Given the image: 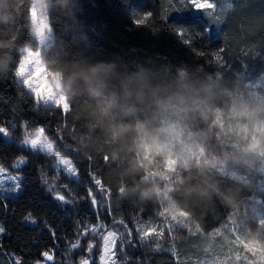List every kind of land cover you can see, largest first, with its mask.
I'll return each instance as SVG.
<instances>
[{
  "label": "trees",
  "instance_id": "16d2710c",
  "mask_svg": "<svg viewBox=\"0 0 264 264\" xmlns=\"http://www.w3.org/2000/svg\"><path fill=\"white\" fill-rule=\"evenodd\" d=\"M32 4L33 0H0V40L13 41L11 49L0 50V55L10 52L12 58L7 74H0V126L19 132L23 120L29 131L43 125L73 159L80 179L57 170L54 154L0 134V164L13 170L19 159H26L20 169L21 193L10 197L0 191V264L44 262V254L51 251L56 259L46 264H96L101 236L89 227L99 221L106 227L121 221L128 226L117 245V264H264L245 251L225 263L205 260L212 243L209 233L228 221L230 213L244 231L259 228L251 207L253 199H264L263 172L229 162L225 171L193 168L172 172L169 180L156 177L159 187L172 186L175 205L188 213L177 221L167 218V200L141 198L152 181H144L143 171L131 167L134 152L106 142L101 127L90 129L96 122L94 108L79 90L66 108L34 104L15 75L23 47H40L31 34ZM134 10L152 11L153 16L138 26L133 23ZM48 15L51 48L48 44L41 48L51 68L71 61H115L121 70L150 69L162 83L173 81L183 69L194 78L219 77L227 87L242 92L264 74V0H240L225 17L210 8L197 11L187 0H49ZM159 170L165 171L163 164ZM177 175L184 178L183 184ZM241 180L248 182L242 191ZM209 183L221 194L234 196L239 206L226 203ZM121 186L128 189L124 196ZM57 194L65 200H58ZM96 197L100 201L94 207ZM135 218L155 225L151 236L137 237ZM186 218L194 228L185 225ZM224 234L216 239H225ZM227 237L233 244V234Z\"/></svg>",
  "mask_w": 264,
  "mask_h": 264
},
{
  "label": "clouds",
  "instance_id": "9594fccd",
  "mask_svg": "<svg viewBox=\"0 0 264 264\" xmlns=\"http://www.w3.org/2000/svg\"><path fill=\"white\" fill-rule=\"evenodd\" d=\"M44 2L41 0L42 5ZM35 9L33 0L30 16L34 23ZM134 11L136 25L140 19H145L142 25H146L153 16L152 11ZM39 22L41 27L32 28L31 34L40 45L48 44L50 50L52 26L46 16ZM12 45V40H0V50L11 49ZM23 51L26 55L18 63L15 75L24 77L22 86L32 94L34 104L38 107L41 102L51 103L63 108L79 90L94 108L96 122L90 129L101 127L106 142L120 144L135 153L131 167L137 172L143 171L144 181H152L150 187L141 191V198H155L161 203L167 200L165 212L175 207L170 195L173 188L171 185L159 187L156 177L169 180L170 173L193 168L211 172L229 162L249 168L258 165L264 170V93L245 94L227 87L219 77L194 78L183 69L176 79L162 83L150 69L138 66L134 71L121 70L115 61L93 64L71 61L51 68L41 47L33 49L25 45ZM11 60L10 52L0 55V74H7ZM25 64L34 65L27 76ZM35 135L41 139L25 135L21 144L32 149L40 145L43 152H53L54 146L44 136L42 127ZM108 158L105 155V160ZM161 164L165 171L159 170ZM176 180L184 183L180 175ZM240 183L241 191L248 187L246 180ZM208 187L221 194L216 184L209 183ZM127 192V186L120 187L121 196ZM221 195L226 203L239 206L234 196ZM172 218L175 220L177 216ZM237 239L238 242L247 239L248 250L264 259V223L247 237Z\"/></svg>",
  "mask_w": 264,
  "mask_h": 264
},
{
  "label": "rangeland",
  "instance_id": "374dc122",
  "mask_svg": "<svg viewBox=\"0 0 264 264\" xmlns=\"http://www.w3.org/2000/svg\"><path fill=\"white\" fill-rule=\"evenodd\" d=\"M239 1L240 0H200L201 3L214 4L215 8H210V9L212 12H215L216 16H218V17H220V16L225 17L226 15H228V13L239 3ZM187 2H188V0H187ZM35 3H36V9H35L36 22L34 23L33 19H32V28L39 29L41 27V24L39 21L44 16L47 17L48 22L50 23L49 15H48L49 0H45L43 5L41 4V0H35ZM195 10H197V9H195ZM50 42H48V43H50ZM40 47H42V45H40ZM25 55H26V53L23 51L22 57H24ZM33 68H34L33 64H25L24 65L25 76L30 75L31 72L33 71ZM16 78L21 83L24 79V77L18 78L17 76H16ZM244 93L245 94L264 93V74L261 77H259L258 79L250 82L248 85V88L246 89V91ZM40 104L44 105V106H54L51 103L44 104L43 102H41ZM67 105L68 104L64 105L63 107L66 108ZM241 107H243V106H241ZM244 114H245V112L242 110L241 115H244ZM0 127H4L8 130L7 136L2 134L7 140H10V141L15 140L21 146L29 147V148H31L30 145H22L21 144L24 136L28 135L30 138L41 139V137H37L35 134H36L38 128L42 127L44 129V136H46L48 138V140L54 146V150H53L52 154H54L56 156L55 167L57 168V163L61 159H68L72 162V166L76 169V174L70 175V176H72L76 179H80L79 170H78L77 166L75 165L73 159L70 156L64 154L59 149L58 144H57V140L55 138H52L51 136H49V134L46 132L45 127L43 125H38L37 127L34 128L33 131H29L26 127V121L23 120L22 121V127H21V130L19 132L13 131L12 129H10L6 126H3V125H1ZM33 150L42 151L40 148L33 149ZM56 153H59V155H57ZM25 164H26V159H24V158H23L22 163H21V159H19L15 163V169H13V170L3 166L2 164H0V168L4 169V171L2 173H0V179H2L4 181V188L5 189L12 188V187H14L15 183H19V189L14 191V192H9L6 190L1 191L4 195L10 196V197H17L21 193V191L23 189L22 182H23L24 175L20 169ZM66 167H67L66 165L61 164V165H59V170L66 172L65 171ZM252 168L254 170H259V171L264 173V170H262L258 165L254 166ZM218 169L225 171L226 165H224ZM10 176L19 177V180L13 181L11 179H8V177H10ZM99 201L100 200L97 197L94 198L92 201V205L94 207H97ZM253 201H254V203L252 204L251 209L259 217V227H260L261 224L264 223V199L262 196H260L259 198L253 199ZM183 213H187V212L178 208L175 205V207L172 208L170 210V212H167L166 214H167V218H172V215H176L177 219H175V220L178 221V220H181L184 217L188 216V213H187V215H182ZM245 215H248V212H246ZM227 220L228 221H226L221 227H219L215 231L209 233L210 241L212 240V243L206 249L207 250V256H206L205 260H208V261H211L214 263H225V262L230 261L234 258H239L240 256H242V253H241L242 251L252 253V251H249L247 246H246L248 243L247 239H245L244 242H238V239H237L238 237H247L248 232L244 231L243 228H241L240 223L235 222L233 214L230 213ZM185 225L186 226H192L194 228L192 223L187 218L185 220ZM154 226L155 225L150 223L148 219L139 220L138 218H135L133 221V228L137 232L138 238H144V237L151 236L152 232L154 231ZM90 228H93L96 231H98V233L101 236V246H100V250L97 254L96 264H117V262H118L117 245L122 238L123 232L128 230L127 224L125 222L121 221V222L115 223L111 227H106V223L104 221H99L96 225L90 226L89 229ZM224 231H226L227 234H224L223 233ZM230 232L233 234V241H234L233 244L228 243V237L227 236ZM145 234H147V235H145ZM221 234H224L225 236L227 235L226 238L217 240L216 238L219 237ZM238 247H239V250H237ZM47 254H48V256L51 257V260H49L45 256L44 262H37L36 264H46V263L51 262L53 259H56L54 251L47 252ZM255 256L257 258L259 257V259H261V260H264V259L260 258L259 253H257ZM101 258H103V260Z\"/></svg>",
  "mask_w": 264,
  "mask_h": 264
},
{
  "label": "snow or ice",
  "instance_id": "6c2138e0",
  "mask_svg": "<svg viewBox=\"0 0 264 264\" xmlns=\"http://www.w3.org/2000/svg\"><path fill=\"white\" fill-rule=\"evenodd\" d=\"M188 3L191 4L192 8L194 9H197V10H202L204 8H215V5L214 4H208V3H201L200 0H188ZM209 15H211V13H209ZM136 23L138 25H142L145 23V19H140V20H137ZM182 35V33H181ZM185 43H188L187 41H185ZM201 55H203L201 53ZM217 59H219V56L217 55ZM0 134H4L5 136L8 135V130L4 127H0ZM37 148H40L41 149V146L40 145H37ZM48 154H52V152H49ZM23 162V158H21V163ZM66 165L67 167L65 168V171L69 174V175H74L76 174V169L72 166V162L68 159H61L58 163H57V170H59V165ZM4 171L3 168H0V173H2ZM8 179H11L13 181H18L19 180V177H15V176H10L8 177ZM45 183H47V181H45ZM19 189V183H15L14 187L12 188H8V189H5L4 188V181L2 179H0V191H9V192H14L16 190ZM58 200L60 201H64L65 200V197L62 196V195H58L57 194V197H56ZM68 203H71V201H68ZM30 218V217H29ZM0 232H3V229L0 228ZM78 242L77 244H74L72 245L73 248L75 247H78ZM49 260H51V257L48 256L47 253L44 254ZM83 264H87V262H83Z\"/></svg>",
  "mask_w": 264,
  "mask_h": 264
}]
</instances>
